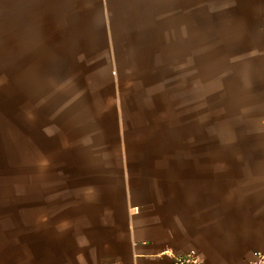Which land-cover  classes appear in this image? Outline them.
<instances>
[{"label": "rangeland", "instance_id": "obj_1", "mask_svg": "<svg viewBox=\"0 0 264 264\" xmlns=\"http://www.w3.org/2000/svg\"><path fill=\"white\" fill-rule=\"evenodd\" d=\"M6 4L0 0L7 263L20 262L29 236L59 216L78 176L98 185L125 172L133 180L156 174L166 144L264 143V0H166L146 50H65L67 24L54 22L53 8L39 21ZM117 26L118 34L124 24Z\"/></svg>", "mask_w": 264, "mask_h": 264}, {"label": "crops", "instance_id": "obj_2", "mask_svg": "<svg viewBox=\"0 0 264 264\" xmlns=\"http://www.w3.org/2000/svg\"><path fill=\"white\" fill-rule=\"evenodd\" d=\"M4 1L39 21L43 8L45 17L55 8L54 22L67 24L65 50H146L150 23L159 15L163 23L166 6V0ZM118 23L124 27L117 34ZM73 61L71 70L79 71ZM165 147L156 174L133 180L125 172L98 185L78 176L75 183L87 190L73 191L58 217L44 219L49 227L29 236L25 257L10 264H172V256L190 250L202 264H250L254 252L264 253V143ZM0 264L9 263L0 257Z\"/></svg>", "mask_w": 264, "mask_h": 264}, {"label": "built area", "instance_id": "obj_3", "mask_svg": "<svg viewBox=\"0 0 264 264\" xmlns=\"http://www.w3.org/2000/svg\"><path fill=\"white\" fill-rule=\"evenodd\" d=\"M202 259L195 250L179 255L172 256V264H202ZM250 264H264V253L254 252Z\"/></svg>", "mask_w": 264, "mask_h": 264}]
</instances>
